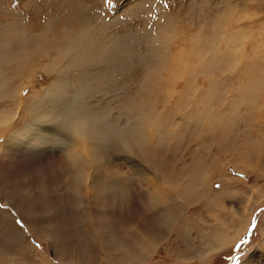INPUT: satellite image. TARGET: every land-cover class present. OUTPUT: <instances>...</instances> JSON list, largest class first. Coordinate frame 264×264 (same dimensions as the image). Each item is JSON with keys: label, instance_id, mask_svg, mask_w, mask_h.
<instances>
[{"label": "rangeland", "instance_id": "rangeland-1", "mask_svg": "<svg viewBox=\"0 0 264 264\" xmlns=\"http://www.w3.org/2000/svg\"><path fill=\"white\" fill-rule=\"evenodd\" d=\"M88 1L90 2L87 0H0V46L8 44L12 38L14 39L13 35L6 31L9 30L6 26L7 22L16 23L22 33L26 32L27 37L39 34L44 27L49 28L48 34L50 32V36L54 34L52 39L58 38L55 37L56 34L62 36L63 33L76 36L78 33H84V30L88 28L89 33L85 31L87 34L84 37H87L85 40L88 44L93 43L91 45H96L94 46L97 47L96 49L103 43L109 45V50L99 54L101 56L100 63L107 66L109 57L119 54V51H116L112 46L111 39L128 34L127 45H131L135 49L136 55L144 57L148 50L153 49L154 62L149 65V69L171 70L173 75L169 78L170 82L175 80L173 77L175 75L179 83L183 82L180 83L181 85L192 86L200 80V77L198 79L194 76V73L200 69L212 70L213 74L216 73L217 80L220 76L221 79L225 78L217 84L216 90L219 93V98H224L226 103L233 99L238 75L245 80L248 79L246 75L248 69H259L264 75V0ZM204 15L206 16L204 17ZM228 16L231 17L228 18L229 20H239L238 24L234 26V28L237 26V34L218 33L217 27L220 25H226L225 30L230 31L228 29L233 21L227 22ZM85 24L87 25L85 26ZM76 26L79 28L75 30ZM257 27L262 28V33L255 37L257 33L254 34L253 28L258 29ZM167 30L170 33H167ZM208 30L210 34H208ZM200 32L203 33V36ZM173 34L177 35V38H173ZM200 36L202 37L200 38ZM186 37L188 38L185 39ZM252 41L254 42L251 55L250 43ZM198 42L207 43L212 48L218 47L219 52L217 54H213L212 51V53H205L201 60L199 52L191 51L186 47V44L190 47L197 46ZM254 51L257 54L256 57L253 56ZM134 55L133 51L127 53V59L132 62ZM251 57L258 63L248 66L247 63ZM46 63L48 62L46 61ZM124 67L120 69H127ZM142 68L144 69L146 66L139 64V66L133 67V69ZM217 69L219 70L217 71ZM174 72H181L185 76H178ZM55 75L54 72L48 75L39 66L23 69L21 79L18 81L20 84L16 83L17 85L11 87L9 95L5 99H0V102L4 100L8 102V106L2 109L1 113L9 119L6 124H0V204L5 205L4 208H0V264H237V257H239V264H264V192H261L264 188V155L261 158L263 161L261 163L251 159H246L242 163L249 168L246 174L238 171L241 168L239 164L236 166L228 164L232 161L231 157L220 158L217 162L218 171L214 169L215 167L210 168L211 163L208 162L209 168L206 169L204 176L206 177L209 171H213L211 179L215 185L211 189L220 197L219 201L212 204L213 206L206 207L208 200H188L186 196L180 197L177 201L186 209L183 216L177 218L173 223L174 231H168L166 235L161 236L147 235L134 226V214L130 213L131 210L124 216L115 215L116 210L122 212V204L119 201L125 196L121 194V191L111 187L109 182L111 179L109 174L112 172L117 174V170L121 177H128L127 179L130 177L131 180L136 181V184L145 182L143 176L153 178L152 173L158 177L159 174L156 173L154 165H159L151 162L150 159L147 162L148 152H145L144 147L141 148L140 144L137 145V150L140 151L138 152L142 157V160H139L142 165L141 172H132L134 170L132 164L136 165L137 163L124 155H116L103 169L102 174H95L94 166L88 162V159H84L85 152L73 145L72 152L76 150L78 153L75 155H79L74 162L70 158L71 151L63 148L62 145L47 144L37 148L18 146L15 132L28 121L23 108L33 97L43 96L45 88L54 81V78L50 76ZM142 87L143 85L140 88L139 99L143 101L145 98L149 99L152 91L157 92L160 88L153 86L152 90L146 91ZM199 90L201 89L199 88ZM166 92L169 93L168 90ZM94 98L90 99L89 103L94 105L100 101L97 109L110 99V97L102 98L101 95ZM154 100L152 99L153 102ZM11 105H14L12 111L10 110ZM205 105L204 102L200 108H204ZM185 138H183V142L181 141L175 146L174 140L162 145L163 158L156 160L161 165H167L168 170L174 171L181 163H184L183 166L188 169L195 155L200 153L196 144L199 135L191 136L188 131ZM263 140L264 137L259 138L260 142L256 138L253 140L255 143L263 145V149H260L262 154H264ZM179 154L185 157L178 162ZM69 159L70 161H67ZM206 161L210 160L206 158ZM77 163L81 165L77 166ZM66 167L72 169L66 171ZM222 171L242 180L246 187L253 189L259 197L254 200L243 190L233 192L234 188L223 192L225 188L222 189L218 177ZM83 173L86 174L85 177ZM79 175H82V178ZM135 175L137 176L134 177ZM78 177L79 179H77ZM182 181L186 182H183L184 185L189 183L187 179L180 180L178 186L183 185ZM203 181H205L204 177ZM90 183L94 185L95 192L91 203L85 195L87 192L85 190H89ZM107 185L108 187H106ZM216 185H220V187L217 188ZM188 188L192 192H189ZM186 189H188L189 195L193 193L197 196L199 193V190L193 191L192 187H186ZM115 192H117V196L114 194ZM106 198H109L107 206L111 207L113 212L109 215L108 211L89 210V207L86 206L87 202L93 206H103ZM208 198L209 202L213 199ZM250 207L252 210L249 212V222L240 238L231 246L232 241L230 240H236L234 234L236 230L237 232L240 230L245 219L243 214H247ZM132 209L133 212L138 210V208ZM17 220L21 222L19 225L15 223ZM194 221L199 225H202L203 221L206 226L210 224L209 229H214L212 226H216L218 223L217 227L224 231L223 235L225 234L229 241L225 250L208 252L205 257L200 255L202 258L195 257L194 253L198 254L200 250L198 248L201 247L196 230L193 229L189 233L190 239L195 243L194 249L197 252L194 253V249L186 247L185 241L180 240L177 235L179 234L177 229L181 226H191ZM130 230L136 231L135 235H140V239L136 238L134 242L125 244L123 241ZM208 232L210 233L211 230ZM36 245L41 247H36Z\"/></svg>", "mask_w": 264, "mask_h": 264}, {"label": "bare ground", "instance_id": "bare-ground-1", "mask_svg": "<svg viewBox=\"0 0 264 264\" xmlns=\"http://www.w3.org/2000/svg\"><path fill=\"white\" fill-rule=\"evenodd\" d=\"M87 2L90 1L87 0ZM228 18L231 17H227V22L233 21L230 23V29H228L230 31L225 30L226 25H220L217 27L218 33L226 32L225 35L228 33L237 34V26L235 28L234 26L238 24L239 20H229ZM76 22L75 25H77ZM6 26L9 29L6 31L11 33L14 39L12 38L8 44L0 46V99H5L9 95L11 87L19 83L18 81L21 79L23 69L39 66L48 75L53 72L56 74L55 76H50L54 78V81L45 88L43 96L33 97L23 108L24 115L28 121L15 132L18 146L37 148L47 144L62 145L63 148L71 151L70 158L74 162L79 155H75V153H78L76 150L72 152L73 145L85 152L86 157L84 156V159H88V162L94 166L95 174H102L103 169L106 168L113 156L116 155H124L134 163H137L136 165L132 164L134 168L132 172H141L142 165L139 160H142V157L140 156V151L137 150V145L140 144L141 148L144 147L145 152H148L146 155L147 162L150 159L151 162L159 165H154L156 173L159 174H157L158 177L152 173L153 178L143 176L145 182L136 184V181L131 180L130 177L129 179H127L128 177H121L118 172L119 170L116 171L117 174L115 172L109 174L111 176L109 181L110 186L121 191V194H124L123 196L126 197L127 195L126 198L122 197L119 201L122 204V212L116 210L115 215L124 216L131 210L130 213L134 214V226L139 231L151 236L166 235L168 231L173 232L175 228L173 223H175L177 218L183 216V212L186 209L177 201L180 197L186 196L188 200H208L206 207L217 203L220 197L211 189L215 185L211 179L213 171H209L206 174L207 176H204L206 169L209 168L208 162L209 164L211 163L210 168L215 167L214 169L218 171L217 162L220 158L226 159L227 157H231L232 161L228 164L233 166L239 164L241 168L238 171L245 174L248 173L249 168L245 167L242 163L246 159L256 160L258 163L263 162L261 158L264 154L260 150L263 149V145L258 143L260 142L258 140L264 137V85L262 86L264 84V75L261 74L259 69H248V73L246 74L248 79L246 80L239 75L236 77L233 99L229 103H226L224 102V98H219V93L216 90L217 84L221 83L225 78L221 79L220 76L217 80L216 73L213 74L212 70L200 69L194 73V76L196 78L200 77V80L196 81L192 86L181 85L182 81L179 83L175 75L173 76L175 80L173 79L170 82L169 78L173 75L171 74V70L149 69V65L154 62L152 58L153 49L148 50L144 57L136 55L135 49L131 45H127V42H129L128 34L114 38L112 36V46L116 51H119V54L117 56H110L108 65L103 66L100 63L101 56L99 54L109 50V45L103 43L96 49L97 47H94L96 45H91L93 43L88 44L85 40L87 37L84 38L88 32V28L86 27L87 30H84V33H78L76 36L63 33L62 36L56 34L55 37L58 38L52 39L51 37H54V34L50 36L51 32L48 34L49 28L46 27L41 32L39 31V34L27 37L26 32L22 33V30L17 27L16 23L7 22ZM78 28L76 26L75 30ZM257 28H253L254 34L257 33L255 37L262 33V28ZM85 31H87L86 34ZM186 32L188 34L187 29ZM167 33H170V31ZM200 34L203 36L202 32ZM208 34H210L209 30ZM173 38H177V35L173 34ZM254 41L250 43L251 55ZM25 43L27 44L25 45ZM245 44L247 45V42ZM186 47L191 51L199 52L198 54H200L201 58L198 57L201 60L205 53L214 52L213 54H217L219 52L218 47L212 48L207 43L203 44L201 42H198L197 46L192 47L186 44ZM132 51L135 55L131 62L127 59V53ZM256 55L254 51L253 56L256 57ZM250 59L247 63L248 66L258 63V61H253L252 57ZM46 61L48 63L45 64ZM139 64H144L146 68L133 69V67L139 66ZM123 67L127 69H120ZM163 73H165V76H163ZM174 73L178 76H185L181 72ZM142 85V88H145L146 91L152 90L153 86H159L160 88L157 87L159 88L158 91H152L149 99L146 100L145 98L143 101L139 99ZM2 89L5 90L1 91ZM167 90L169 93L166 92ZM97 95H101L102 98L110 97L98 109L96 107L100 101L97 102L98 104L94 103V105H90L89 103L90 99H93ZM152 99H155L154 102ZM204 102L206 103L205 107L200 108V105ZM222 104L224 105L221 109ZM14 105L10 106L11 111ZM7 106V101L0 102V124H6L9 121L1 113V110ZM188 131L191 136L199 135L196 144L200 149V153L195 155L188 169L183 166L184 163H181L174 171L168 170L167 165H161L156 160L163 158L162 145L170 143L171 140L175 141V144L173 143L174 146L177 143L179 144V142L181 143V141L183 142V138H185ZM253 137L258 141H256L257 143L253 141ZM173 144L171 145L174 149ZM152 155L157 157L154 158ZM179 155V159L177 158L178 162L185 157L182 154ZM206 158L210 161H206ZM67 161H70V159ZM83 163L82 165L79 164L83 167ZM79 164L77 163V166ZM69 169L72 168L66 167V171ZM87 169L89 171V168ZM114 169L116 170L117 168ZM160 170L161 172H158ZM80 177L82 178V175ZM203 177L205 181H203ZM218 177L222 184V189L225 188L223 192L234 188L233 192L243 190L254 200L259 197L253 189H248L242 180L227 175L225 171H222ZM184 179H187L189 183L184 185L183 182L185 181H182L183 185L178 186L180 184L179 181ZM82 181L81 183H83ZM186 187H192L193 191L199 190L198 195H193V193L189 195L187 192L189 188L186 189ZM85 191H87L85 192L86 194L82 193L90 199L89 202L91 203L95 193L94 185L90 183L89 190ZM189 192L192 191L189 189ZM261 192H264V188ZM116 193L114 194L116 195ZM208 197L213 198L210 200L211 202H209ZM89 202L86 203L89 210H96L98 212L100 210L108 211V215L113 213L112 208L107 206L109 198L104 199L103 206H93ZM119 202L117 201V203ZM106 206L107 208H105ZM252 207L247 210L248 213L251 212ZM132 208L134 210L138 208V210L133 212ZM208 209L210 210L211 208ZM247 214H243L245 219L244 221L242 219L243 222L240 230L238 232L236 230L234 234L236 240H230L232 241L231 246L237 242L243 230H245L244 228H246L250 217V213L248 216ZM217 225L218 223L216 226H212L214 229H209L210 224L206 226L203 221L202 225H199L194 221L191 226H181L177 229L179 231L177 235L180 240L185 241L186 247L194 249L195 243L190 239L189 233L195 229L197 239L201 242V247L198 248L200 249L198 254L194 253L197 252L195 249L193 253L195 257L202 258L208 252L213 253L214 251L221 252L225 250L228 245L227 243H229L228 238L225 237V234L223 235L224 231H221ZM208 230H211V232L209 233ZM135 234L136 231L130 230L128 238L126 237L127 239L125 238L123 242L130 244L136 238L140 239V235L137 236ZM133 235L135 236L133 237Z\"/></svg>", "mask_w": 264, "mask_h": 264}, {"label": "snow or ice", "instance_id": "snow-or-ice-1", "mask_svg": "<svg viewBox=\"0 0 264 264\" xmlns=\"http://www.w3.org/2000/svg\"><path fill=\"white\" fill-rule=\"evenodd\" d=\"M216 187L219 188L220 185H216ZM4 207H5V205L0 204V208H4ZM15 223L19 225L21 222L19 220H17V221H15ZM36 247H41V246L40 245H36ZM237 264H239V257H237Z\"/></svg>", "mask_w": 264, "mask_h": 264}]
</instances>
